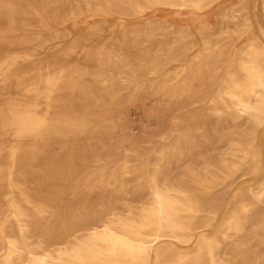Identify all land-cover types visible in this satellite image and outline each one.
Returning a JSON list of instances; mask_svg holds the SVG:
<instances>
[{
	"label": "bare ground",
	"instance_id": "obj_1",
	"mask_svg": "<svg viewBox=\"0 0 264 264\" xmlns=\"http://www.w3.org/2000/svg\"><path fill=\"white\" fill-rule=\"evenodd\" d=\"M222 1L0 0V264H264V0Z\"/></svg>",
	"mask_w": 264,
	"mask_h": 264
},
{
	"label": "rangeland",
	"instance_id": "obj_2",
	"mask_svg": "<svg viewBox=\"0 0 264 264\" xmlns=\"http://www.w3.org/2000/svg\"><path fill=\"white\" fill-rule=\"evenodd\" d=\"M237 0H223L220 5L216 4L215 6H213L209 13L206 14V16L210 17L211 19L213 18L214 13L218 12L219 10H221L224 7H230L231 4H233L234 2H236ZM159 17H168V18H172L175 22V20L177 19L175 16H173L171 13L169 12H160L159 13ZM176 22L178 24H182L183 21H180L179 19L176 20ZM74 31L76 33H80L83 31V25L82 24H78L76 25L74 28ZM199 38V37H197ZM147 109V107H145L144 105L141 104H136L135 106H130L129 107V125H130V129L132 131L133 134H135L136 136L142 131V128L146 126L147 122V118L145 116V110ZM142 152V151H141ZM135 182H129L128 186H134ZM99 196L97 195H91L90 196V201L93 202L92 206H95V201H97ZM76 203H73V199L72 197L69 195L66 199V201L63 203V205L61 206V208L59 209L60 213H67L68 211H72L74 209H76Z\"/></svg>",
	"mask_w": 264,
	"mask_h": 264
}]
</instances>
